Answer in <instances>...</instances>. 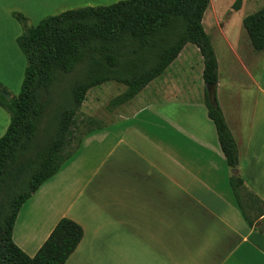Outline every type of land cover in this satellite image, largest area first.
I'll list each match as a JSON object with an SVG mask.
<instances>
[{"label": "crops", "instance_id": "0c3cea01", "mask_svg": "<svg viewBox=\"0 0 264 264\" xmlns=\"http://www.w3.org/2000/svg\"><path fill=\"white\" fill-rule=\"evenodd\" d=\"M213 5L202 19L205 31L208 11L218 22ZM244 31L237 66L245 76L232 65V76L217 75L216 101L236 142L237 170L264 202V54L252 53ZM242 52L259 59L257 68ZM181 53L115 123L86 135L74 157L23 204L12 229L23 253L33 257L68 218L83 237L65 264H264V234L238 208L207 117L202 57L193 77L183 71L194 66ZM8 125L0 107V137Z\"/></svg>", "mask_w": 264, "mask_h": 264}, {"label": "trees", "instance_id": "16d2710c", "mask_svg": "<svg viewBox=\"0 0 264 264\" xmlns=\"http://www.w3.org/2000/svg\"><path fill=\"white\" fill-rule=\"evenodd\" d=\"M246 16L242 26L255 56L264 54V0ZM210 0H126L110 6L64 11L24 26L16 40L26 58L17 97L0 93V107L9 125L0 137V264H65L83 237L80 225L62 218L33 257L12 241L17 215L39 187L54 177L80 149L82 139L108 126L97 117L78 115L87 92L114 82L125 90L110 101L113 111L133 100L160 77L187 45L203 60L202 79L217 85V60L202 19ZM235 0L232 10H240ZM24 23V18H19ZM81 78L71 88L70 103L58 110L41 143V124L51 103L54 84L74 74ZM207 117L212 122L221 154L229 169V185L246 223L264 234V202L247 188L238 172V149L216 101L204 91Z\"/></svg>", "mask_w": 264, "mask_h": 264}, {"label": "rangeland", "instance_id": "374dc122", "mask_svg": "<svg viewBox=\"0 0 264 264\" xmlns=\"http://www.w3.org/2000/svg\"><path fill=\"white\" fill-rule=\"evenodd\" d=\"M87 0H0V90L10 97H17L24 77L26 68V58L18 48L16 40L24 32V26L27 28L36 27L42 20L57 16L58 14L76 10L84 7L110 6L120 1L126 0H91L92 6L85 5ZM214 7H217V18L212 17V11H208L204 19L206 33L211 37L212 46L217 60V75L220 80H225L230 74L231 65L234 69L239 70L238 59L239 32L244 28L242 19L246 16L257 12L263 5L262 0H242L241 8L238 12L232 10L235 0H211ZM24 18V23L19 21ZM203 26V25H202ZM245 32V31H244ZM195 46L187 44L181 51L182 58L187 57L191 62L193 70L189 67L183 68V71L190 73L193 77L197 76L199 68L200 55L193 54ZM244 51V50H243ZM242 52L243 59L246 63H251L253 67L258 66L259 59L253 60L250 56ZM254 63V64H253ZM238 76L244 77L242 71H238ZM81 78V73L77 70L74 74L60 80L59 83L52 87L51 103L47 110L45 121L41 124L42 133L36 144L41 143L46 138L44 132L49 127L50 122L56 116L58 110L67 107L70 103V92L72 85ZM125 86L114 82L105 83L99 87L90 89L85 97L84 102L79 108L78 115L83 117H97L104 124L115 123L118 116L124 114V106L109 111L108 106L111 100L121 94ZM7 113V112H6ZM8 114V113H7Z\"/></svg>", "mask_w": 264, "mask_h": 264}, {"label": "water", "instance_id": "95a60500", "mask_svg": "<svg viewBox=\"0 0 264 264\" xmlns=\"http://www.w3.org/2000/svg\"><path fill=\"white\" fill-rule=\"evenodd\" d=\"M205 91L207 94V99L210 105L214 106L216 104V85L213 84H206L205 83ZM0 93L6 98L10 99V96L5 94V92H2L0 90Z\"/></svg>", "mask_w": 264, "mask_h": 264}]
</instances>
